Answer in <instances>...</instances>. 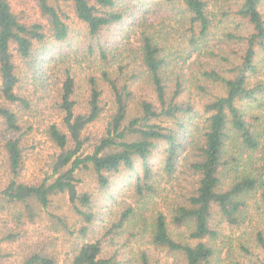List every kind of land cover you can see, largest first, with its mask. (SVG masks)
Returning a JSON list of instances; mask_svg holds the SVG:
<instances>
[{
    "label": "trees",
    "instance_id": "1",
    "mask_svg": "<svg viewBox=\"0 0 264 264\" xmlns=\"http://www.w3.org/2000/svg\"><path fill=\"white\" fill-rule=\"evenodd\" d=\"M144 1L34 0L32 19L0 0V264H160L129 256L140 241L174 264H264V0H152L157 24ZM61 2L86 39L82 106L68 65L58 87L43 69L70 41ZM191 79L212 87L200 112ZM35 130L53 152L25 181Z\"/></svg>",
    "mask_w": 264,
    "mask_h": 264
},
{
    "label": "rangeland",
    "instance_id": "2",
    "mask_svg": "<svg viewBox=\"0 0 264 264\" xmlns=\"http://www.w3.org/2000/svg\"><path fill=\"white\" fill-rule=\"evenodd\" d=\"M13 10L15 12H24L25 15L31 17L32 19H34L35 17L37 18V16L39 15L36 8H35V3L34 0H9ZM146 2V8L148 10V18L150 17V22L156 21V24L160 22V20H163L165 17H170V12H168V6L165 4H153L152 0H147L144 1ZM62 3V2H61ZM66 5L62 3V10L68 14V19L65 20V22L67 23L70 32H69V40L65 43H62L60 45L56 46V50H55V56L60 54V57H62V59H57V57L55 58V60H52L49 65L44 66L43 69L47 70L46 73V77L48 78L49 84H51L52 86L57 85L59 83V79L61 78L62 75V70L63 68L68 65L74 72L75 74H77L78 79L76 78V93H75V98L77 100V102L79 103L80 106H82L84 104V96L85 92H86V85H85V77L91 73V71L86 68L88 67L87 64L84 62V57H83V51H84V45L86 44V39L84 38V33H83V28L82 25L75 19L73 18V14L72 12L69 10V7H65ZM138 17H135V20H137ZM167 24L169 23L168 21L166 22ZM77 50V52H76ZM78 61H81L82 66H83V70L81 68V65L79 64ZM17 66H18V71L20 72V78H21V84H22V93L27 97L30 98L34 95L33 93V83L31 82V84L28 82L26 83L25 80H23L22 76L23 71H24V66L23 64L16 62ZM86 66V67H85ZM188 70H186L187 72ZM193 71V70H191ZM195 75L199 78H201L199 76V74L197 72H195ZM189 86V91L187 90V93H185L183 95V98H189L191 99V101L195 104V107L197 110H199L200 112V108L202 105V102L204 101V98H208L209 92L212 91V87L208 84V90L206 91L205 94H200L198 93L197 90H195L194 84H193V79H191L190 84H188ZM143 88L146 89V86L143 85ZM142 88V85L139 83L138 85L134 86V93L136 99H138L140 97L141 94H144V90ZM210 90V91H209ZM217 91L215 93H219V89H216ZM106 94V92H105ZM109 98H105L104 97V102L109 101ZM109 106H106V109ZM43 108V107H42ZM82 108V107H81ZM38 110H40L39 108H37ZM39 119L41 118V116L38 117ZM37 122L38 119H32V122ZM102 124L97 125L96 127L92 128V132H96L98 129L101 128ZM36 128V125H34ZM27 141H28V145L31 149V147L33 148L30 153V157L28 159V161H26L25 166H24V171L22 174V179L25 181H35L41 177H43L46 172H47V164L49 161V155L53 152V150L51 149V146L49 143H47V141L45 140V138L42 136L41 132L38 130H35L33 132V134L29 135L27 137ZM155 163H158V159H154ZM4 172L0 171V184H2L4 182ZM87 177V176H86ZM87 179V178H86ZM89 180V179H87ZM184 179L182 177L178 178V181L173 180V184H164L162 183V185L165 186L166 191L170 190L172 187L175 186V191L174 194H176L179 191V187H177V183H179L180 181V186L184 187L187 184L185 183V181H183ZM172 194H170L171 196ZM161 203L158 204V206H160ZM251 219H252V224L254 226L258 225V219H259V215L252 212L251 213ZM226 234H230L229 231H226ZM234 236H237V233L234 232L233 234ZM61 239L57 241V244H59L57 250L59 252H65V250L68 249V245H60ZM129 247H133V251L129 249L130 254L129 256L134 257L136 254L137 249H145V251H149V255L150 258L156 259L159 261L160 264H174L171 260V258H167L168 256L166 255V253L164 251H159V250H154L151 247H148V244H146V241H140V242H134L132 244H130ZM15 248V247H14ZM252 251L256 252L258 255V259H264V253L261 251V249H257L256 247H251ZM233 253L235 254V256H233L235 259H238V250L236 246H233ZM13 259H9V261H11ZM9 261L7 262V264L9 263ZM14 261V260H13ZM135 262V261H134ZM136 263V262H135ZM10 264V263H9ZM178 264V263H175ZM221 264H229V261L227 260L226 262L224 261L223 263L221 262Z\"/></svg>",
    "mask_w": 264,
    "mask_h": 264
}]
</instances>
